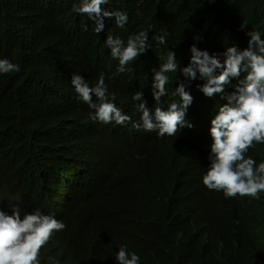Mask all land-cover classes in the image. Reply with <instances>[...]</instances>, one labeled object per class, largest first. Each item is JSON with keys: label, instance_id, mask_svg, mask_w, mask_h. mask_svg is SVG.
<instances>
[{"label": "clouds", "instance_id": "obj_1", "mask_svg": "<svg viewBox=\"0 0 264 264\" xmlns=\"http://www.w3.org/2000/svg\"><path fill=\"white\" fill-rule=\"evenodd\" d=\"M235 1L209 3L213 8L205 19L206 30L216 39L239 36L222 47L199 46L189 39L166 45L164 35L185 36L183 22L178 20L171 29L170 19L133 21L126 12L103 8L110 0H81L62 23L42 28L25 57V75L48 76L47 86L60 80L65 101L80 99L89 116L86 125L67 129L68 139L63 133H43L54 127L42 123L30 138L33 148L24 141L23 160L16 156L19 148L13 137H0V152L11 158L0 167V264H94L107 250L103 226L89 215L88 203L96 193L103 195L122 232L139 248L119 246L117 264H157L166 249L165 209L179 197L198 211L213 194L226 198L233 214L264 211V31L243 30L247 24L238 6L241 0ZM106 22L120 28L140 26L143 31L122 37L108 33ZM92 27L105 34L106 47L88 40ZM62 45L71 51L63 53ZM148 49L155 66L147 82L108 89L103 74L92 81L71 74L82 58H113L117 72L124 73ZM61 62L67 68L59 77ZM19 71L14 60L0 58V74ZM173 74L177 84L170 90ZM4 87L10 88L4 103L12 106L11 84ZM197 97L211 99L201 127L189 117ZM134 128L159 137L182 135L173 168L160 187L161 213L146 233L143 218L153 195L138 182L147 181V175L130 163L122 164L112 182L80 154L83 148L123 154ZM33 156L35 164L27 167ZM195 175L199 182L193 187ZM177 177H183L178 192L167 194L165 184ZM188 215L189 210L177 212L181 223Z\"/></svg>", "mask_w": 264, "mask_h": 264}, {"label": "trees", "instance_id": "obj_2", "mask_svg": "<svg viewBox=\"0 0 264 264\" xmlns=\"http://www.w3.org/2000/svg\"><path fill=\"white\" fill-rule=\"evenodd\" d=\"M110 0L103 5L107 10L113 9L126 12L133 21L155 22L157 19H170V28L174 29L177 21L185 24V36L175 39L164 35L166 45L183 43L187 39L199 46L211 45L222 47L237 41V35L216 39L205 27V19L209 9L213 8L210 0ZM81 0H0V58H11L19 66V72L0 74V137L7 135L13 137L18 145L16 156L23 160L24 141L33 148L30 138L37 135L42 123L52 124L54 128L42 131L48 136L63 133L67 137V129L74 125H86L89 108L81 101H65L60 88V80L48 85L51 78L40 76L30 78L25 75V57L31 51L35 40L41 35L42 28L60 24L67 13ZM235 5V0H226ZM239 9H243V23L246 29L264 31V0H241ZM71 12V11H70ZM76 22V18L74 17ZM108 33L127 37L143 31L140 26L123 28L116 24L106 22ZM116 38V36H113ZM88 40L98 48L106 47L105 34L96 33L94 27L88 35ZM125 42V46L127 41ZM61 50L67 54L71 51L68 45H62ZM151 49L127 66L130 71L117 72L119 67L115 59L91 62L89 58H82L71 69V74H81L89 80H98L101 74L105 77L108 89L116 86H131L139 82H147L152 77L151 69L155 66L153 54L148 57ZM63 60V59H62ZM64 64L63 62H61ZM183 63V61H180ZM67 66L60 67L61 77ZM47 72H53L47 70ZM177 74H173L170 90L177 84ZM11 84L13 92L12 106L5 104V95L10 91L4 87ZM13 85V88H12ZM3 88V89H2ZM57 96H60L58 99ZM211 99L197 97L190 112V120L201 127L207 117V109ZM5 105V110H4ZM29 117V118H23ZM32 118V119H31ZM183 134V133H182ZM180 135L159 137L154 133L133 129V138L130 140L125 153L120 155L107 154L83 148L81 156L89 161L97 172L116 182V174L122 164L130 163L147 175V181L138 182L150 189L153 195L151 208L143 218L145 233L155 218L161 213L159 191L164 177L170 173L175 163L179 148ZM261 148V144L255 145ZM199 155L203 154L198 149ZM11 162V158L0 152L1 163ZM36 158L29 161L27 167L35 164ZM9 167V166H8ZM7 167V168H8ZM31 168V172H32ZM183 177H177L165 184L167 194L175 196L179 183ZM39 181V179H37ZM199 178L195 175L192 186H196ZM223 196L213 194L204 208L198 211L186 206L180 201L169 205L165 209L164 229L167 232L166 249L157 264H264V211H255L248 215L244 211L233 214ZM179 205V206H177ZM202 206V203L200 204ZM174 206V207H173ZM91 219L100 223L106 234V253L94 264H117L116 252L119 246L139 251L122 232L118 219L113 215L103 195L96 193L88 203ZM64 208V206H63ZM173 208V209H172ZM172 209V210H171ZM189 210L187 221L181 223L177 212ZM167 217V218H166ZM219 242V243H218ZM83 258V257H82ZM148 264V263H145Z\"/></svg>", "mask_w": 264, "mask_h": 264}, {"label": "bare ground", "instance_id": "obj_3", "mask_svg": "<svg viewBox=\"0 0 264 264\" xmlns=\"http://www.w3.org/2000/svg\"><path fill=\"white\" fill-rule=\"evenodd\" d=\"M219 243V242H218Z\"/></svg>", "mask_w": 264, "mask_h": 264}]
</instances>
